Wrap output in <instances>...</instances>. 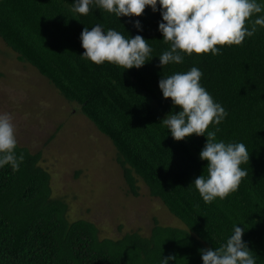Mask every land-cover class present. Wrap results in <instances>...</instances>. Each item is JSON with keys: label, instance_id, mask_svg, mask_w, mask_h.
Segmentation results:
<instances>
[{"label": "trees", "instance_id": "obj_1", "mask_svg": "<svg viewBox=\"0 0 264 264\" xmlns=\"http://www.w3.org/2000/svg\"><path fill=\"white\" fill-rule=\"evenodd\" d=\"M264 5V0H257ZM75 0H0V38L20 61L34 66L80 111L116 149L130 192L137 195L138 179L151 197L183 225L156 219L144 232L100 237L90 220H70L67 203L53 197L50 174L40 153L17 143L14 153L24 159L19 170L0 167V264H203L201 250L224 245L234 227L255 264H264V27L241 45L217 46L218 55L181 53L183 62L159 66L169 50L158 30L157 10L146 7L139 17H117L93 2L87 15L74 12ZM264 16L254 14L248 21ZM139 21L140 29L134 27ZM100 25L147 40L152 52L140 68L83 58L81 32ZM192 67L202 72L200 84L228 113L208 131L220 129L217 142L243 143L249 152L247 171L238 189L226 198L205 203L194 180L207 177V161L200 158L207 132L176 141L162 120L180 111L164 98L159 81Z\"/></svg>", "mask_w": 264, "mask_h": 264}, {"label": "clouds", "instance_id": "obj_2", "mask_svg": "<svg viewBox=\"0 0 264 264\" xmlns=\"http://www.w3.org/2000/svg\"><path fill=\"white\" fill-rule=\"evenodd\" d=\"M95 2L100 8L117 17H139L146 7L157 10V0H75L73 11L87 15L90 5ZM162 21L158 30L170 48L159 56V66L183 62L181 53L187 55H218L217 46L241 45L246 37L255 34L257 27H264V16H260L248 27L254 14L264 11V5L257 0H159ZM134 27L140 29L139 21ZM83 58L96 65L104 62L124 69L140 68L152 52L147 40L136 35L125 38L120 32L96 25L81 32ZM202 72L192 67L185 73H175L159 81V89L164 98H170L179 112L167 115L163 124L168 127L174 140L180 141L193 134L204 135L206 143L200 158L206 160L207 177L198 176L195 188L205 203L214 199L226 198L235 192L247 171L240 165L248 163L249 152L243 143L217 142L220 131H208L212 124L219 125L228 115L226 110L214 101L207 90L201 86ZM15 127L8 113L0 114V167L10 164L13 171L19 170L24 157L14 153L17 146ZM243 229L235 226L233 234L226 243L215 250H201L203 264H255L252 252L242 241ZM175 256L162 259V264L174 260Z\"/></svg>", "mask_w": 264, "mask_h": 264}, {"label": "rangeland", "instance_id": "obj_3", "mask_svg": "<svg viewBox=\"0 0 264 264\" xmlns=\"http://www.w3.org/2000/svg\"><path fill=\"white\" fill-rule=\"evenodd\" d=\"M8 113L17 143L40 153L39 164L50 174L53 197L67 203L70 220L92 221L100 237L118 238L128 231L160 224L183 225L142 180L134 196L116 161L117 152L49 80L0 38V114Z\"/></svg>", "mask_w": 264, "mask_h": 264}]
</instances>
